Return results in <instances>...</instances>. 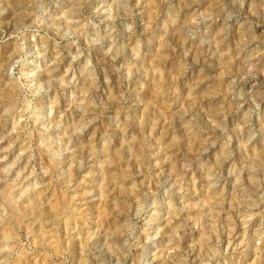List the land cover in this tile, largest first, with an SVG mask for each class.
<instances>
[{"label":"rangeland","instance_id":"obj_1","mask_svg":"<svg viewBox=\"0 0 264 264\" xmlns=\"http://www.w3.org/2000/svg\"><path fill=\"white\" fill-rule=\"evenodd\" d=\"M49 2L0 0V27ZM196 3L142 0L125 16L135 0H84L29 35L32 119L22 109L7 138L0 127V248L20 241V264H225L222 249L264 230L240 176L213 182V161L247 154L253 134L252 153L264 150V103L232 99L264 95V48L245 47L231 0Z\"/></svg>","mask_w":264,"mask_h":264},{"label":"clouds","instance_id":"obj_2","mask_svg":"<svg viewBox=\"0 0 264 264\" xmlns=\"http://www.w3.org/2000/svg\"><path fill=\"white\" fill-rule=\"evenodd\" d=\"M8 7L11 5L9 4ZM83 7L84 0H75L69 5H65L64 0H50L47 4L36 5L35 10L29 13V15L35 16L31 24L26 26L21 24L10 33L0 27V127L5 129L4 138L9 135L6 131L9 123L19 122L18 117L22 114V109L25 120L32 119L34 92L26 84L21 83L19 78L23 63L30 55L26 47L29 35H39L40 26L43 24L56 25L60 22L63 15L62 9L79 12ZM140 7H142V0H135V4L131 5L124 15L129 16L132 8ZM176 7V5H170L169 11ZM179 7L191 9L198 5L196 0H180ZM227 12L229 13L228 19L234 20L245 29V47L264 48V0H257L253 8L248 6L247 0H231ZM197 15L201 20L211 19L207 13H198ZM82 19H87V17H82ZM134 26L133 23L126 25V28L131 30ZM248 63L259 64L260 62L253 58ZM36 71H40L38 66ZM35 75V72L28 73V76L34 77ZM232 99L249 104L251 112L259 107L258 101L264 103V95L254 93L249 94L246 101L243 100V94H233ZM40 118L42 123L52 119L45 111L40 112ZM221 124H224L223 114H221ZM245 124L247 126V121ZM218 132L219 137L227 138L226 127H220ZM254 138L255 134L249 138L247 154L242 147L237 146L238 154L221 161H213V182L220 185L240 176L242 179L236 184V188L242 191L246 197L244 201L246 209L260 214L264 213V150L258 154L252 153L251 142ZM207 147H213L211 141L208 142ZM204 150L207 151V148ZM249 175L257 177V181L249 183L247 180ZM244 232L245 235L240 238V242L230 246L231 251L221 250V257H227L225 264H264V230L257 233L249 228ZM233 239L235 240L236 237ZM25 243L27 251H32L31 244ZM252 249H255L257 253L255 261L249 255ZM23 258L21 242L18 240L11 244L6 241L5 246L0 248V264H20Z\"/></svg>","mask_w":264,"mask_h":264}]
</instances>
